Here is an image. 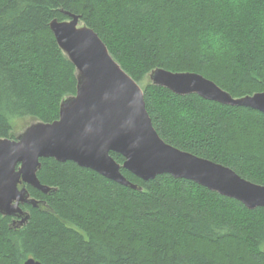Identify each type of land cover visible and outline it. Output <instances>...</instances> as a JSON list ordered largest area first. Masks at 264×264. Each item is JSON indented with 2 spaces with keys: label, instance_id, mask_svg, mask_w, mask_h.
Instances as JSON below:
<instances>
[{
  "label": "trees",
  "instance_id": "obj_1",
  "mask_svg": "<svg viewBox=\"0 0 264 264\" xmlns=\"http://www.w3.org/2000/svg\"><path fill=\"white\" fill-rule=\"evenodd\" d=\"M65 13L141 85L166 143L264 185V113L149 78L164 69L202 75L234 98L264 93V0H0V138L57 121L76 95V68L50 29ZM41 164L51 191L27 186L40 204L24 207L23 224L0 215V264H264V208L170 175L145 182L122 169L134 190L73 162Z\"/></svg>",
  "mask_w": 264,
  "mask_h": 264
},
{
  "label": "water",
  "instance_id": "obj_2",
  "mask_svg": "<svg viewBox=\"0 0 264 264\" xmlns=\"http://www.w3.org/2000/svg\"><path fill=\"white\" fill-rule=\"evenodd\" d=\"M53 20L50 29L63 53L76 68V95L61 103L53 123L34 122L16 138H0V215L30 216L22 208H38L26 187L49 194L38 172L41 160L73 162L125 187L138 190L121 172L125 169L142 181L170 175L236 200L249 210L264 208V185L252 183L231 168L200 158L166 143L147 111L145 93L110 54L99 35L81 23L80 16ZM150 81L179 96L201 98L231 107L264 113V93L234 98L199 74L154 70ZM112 153L125 159L119 164ZM24 264H44L34 258Z\"/></svg>",
  "mask_w": 264,
  "mask_h": 264
},
{
  "label": "rangeland",
  "instance_id": "obj_3",
  "mask_svg": "<svg viewBox=\"0 0 264 264\" xmlns=\"http://www.w3.org/2000/svg\"><path fill=\"white\" fill-rule=\"evenodd\" d=\"M31 124H32V123H31ZM19 125H20V124L17 125V127H18V132H16V135L22 133V132L25 130L24 128L26 127V126H25L24 128H22V127H20ZM28 125H29V124H28ZM29 126H30V125H29ZM26 128H27V127H26Z\"/></svg>",
  "mask_w": 264,
  "mask_h": 264
},
{
  "label": "flooded vegetation",
  "instance_id": "obj_4",
  "mask_svg": "<svg viewBox=\"0 0 264 264\" xmlns=\"http://www.w3.org/2000/svg\"><path fill=\"white\" fill-rule=\"evenodd\" d=\"M23 187H26V188H27V186L24 185V184L20 186L21 189H22ZM25 206H27V205L22 206L23 210H24V207H25ZM24 211H25V210H24ZM25 212H26V211H25ZM11 218H12V217H11ZM13 218H14V217H13ZM16 218H17L19 221H21V220L23 219V218H19V217H16Z\"/></svg>",
  "mask_w": 264,
  "mask_h": 264
}]
</instances>
